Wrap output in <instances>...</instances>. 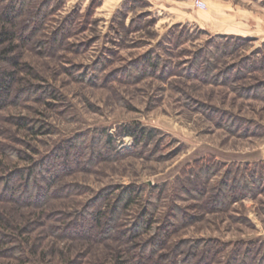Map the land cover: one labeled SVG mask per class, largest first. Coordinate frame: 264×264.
Listing matches in <instances>:
<instances>
[{
  "label": "rangeland",
  "instance_id": "374dc122",
  "mask_svg": "<svg viewBox=\"0 0 264 264\" xmlns=\"http://www.w3.org/2000/svg\"><path fill=\"white\" fill-rule=\"evenodd\" d=\"M62 1L46 33L55 30L73 10L82 18L92 9L89 24L69 40L81 52L61 51L50 58L29 46L24 51V61L42 77L30 81L51 87L58 98L47 99V104L28 101L24 108L10 107L2 114L26 116L44 124L38 135L8 128L17 140L14 147L22 148L24 140L38 149L34 159L48 155L61 142L80 137L86 144L97 142L105 134L111 136L113 150L109 153L99 148L92 164L87 157L78 161L69 158L75 169L65 176L63 186H81L84 192L55 200L47 210L56 209L57 214L30 226L39 254L28 256L24 264H113L115 249H120L124 257H137L134 254L138 251H124L129 246L126 240L113 237L97 242L55 236L59 231L54 234L58 226H64L61 215L74 216L102 190L110 191L112 203L128 186L141 195L134 198L118 221L120 226L111 231L112 236L128 228L142 211L154 212L152 230L141 235L140 243L147 244L160 237L157 227L168 222V215L177 213L178 208L191 217L192 223L165 244V248H184L177 259L184 257L190 243L203 239L207 245L201 244L195 251V262L207 247L210 264H258L264 259V98H260L264 93L259 90L264 83V68L249 72L244 67L249 57L264 66V42L219 40L211 26L203 30L201 22L161 23L152 1L147 0H142L147 8H137L129 18L134 26H143L151 19L155 23L121 37L113 31L120 4L110 0ZM98 1L101 4L93 8ZM193 7L199 12L193 16L203 19L206 6ZM142 13L146 16L140 20L137 16ZM209 40L226 43L236 51L225 57L213 77L207 79L204 64L194 70L191 61L198 51L213 46ZM146 56L167 60L169 74L156 71L151 75L149 69V74L139 77L141 58ZM106 58L112 59L106 71L96 72L95 63ZM251 93L258 96L250 97ZM134 129L144 133L138 143L127 135ZM119 149L127 154L110 159L109 154ZM8 165L26 164L14 161ZM222 182L229 185L236 199L227 207L217 191ZM244 183L243 190L239 186ZM201 188L204 196L200 202L186 194ZM0 264L20 263L1 259ZM160 264L174 263L166 260Z\"/></svg>",
  "mask_w": 264,
  "mask_h": 264
},
{
  "label": "trees",
  "instance_id": "16d2710c",
  "mask_svg": "<svg viewBox=\"0 0 264 264\" xmlns=\"http://www.w3.org/2000/svg\"><path fill=\"white\" fill-rule=\"evenodd\" d=\"M62 3V0H0V260L6 259L24 264L28 256H37L39 247L34 242L30 226L33 224L35 226L37 222H44L45 217L51 216V214L52 216L57 214L55 213L57 212L56 209L47 210L54 204L55 200L67 199L69 196L84 192V188L81 186L74 188L63 186L65 176L71 174L75 169L74 163H71L69 158L73 157L78 161L87 157L89 164H92L96 160L99 148L102 147L109 153L113 150L111 136L105 134L97 142L88 140L89 142L85 144L82 143L80 137L77 140L74 139L75 141L61 142L56 144L48 155H40L39 159H34V156L38 154V149L24 140L22 148L14 147L17 140L13 137L14 132L12 133L8 128L15 127L18 130L23 129L29 134L38 135L42 134L44 124L38 120L26 118V116H4L2 114L10 107L24 108L26 106L24 103L28 101L47 104L45 103L47 99L58 98L56 97L58 96L57 93L51 87H43L39 83L30 81V78L42 80V77L33 71V67L27 61H24V51L29 46L31 49L36 48V52L50 58L56 57L61 51L74 54L81 52L80 48L78 46L73 47L69 40L86 28L93 10H88L85 15H82V18H80L77 10H73L60 21L55 30L46 33V27L51 22V16L60 9ZM100 4L101 1L95 2L93 8ZM147 6L148 4L142 0H122L114 15V24L117 27L115 29V25L113 26L114 33L122 37L129 32L143 29V26H152L155 19L144 21L143 26H134L132 18H129L130 12H136L137 8H147ZM144 15L142 13L137 17L140 20L145 19L143 17L146 15ZM128 18L130 20L126 24ZM132 25L134 27L130 31ZM216 39L248 41V39L232 36H217ZM209 41L210 43L213 42V40ZM213 43V46H208L206 50L198 51L191 61L194 70L199 64H204L206 69L204 77L207 76V79L210 75L213 77V72L217 70L225 57L236 51L235 47L227 48L228 44L226 43L222 45ZM141 59H143V67L139 77L149 73L153 75L156 71L160 74H169V63L167 60H163L161 56H146ZM111 60L106 58L102 62H96L94 69L98 73L106 71ZM245 61L244 68L249 72L264 68L262 62L253 63L250 57ZM149 69V73H146ZM126 76L131 77V74H126ZM259 90L264 93V83H261ZM245 94L248 93L245 91ZM249 96L258 95L251 93ZM260 98H264V94ZM143 134L142 129L127 131V135L137 143L144 138ZM126 154L125 149H119L109 156L110 159H117ZM14 161L24 162L26 165L10 167L8 164ZM244 184L239 186L243 190L247 183ZM217 191L219 196L223 197L224 207L236 200L233 197V190L225 182L220 184ZM186 194L197 202H200L204 196L202 188L191 193L187 191ZM140 195L141 192H136L128 186L121 190L111 203L110 191L102 190L91 198L85 209L76 212L74 216L61 215L60 217L64 219V226L63 228L58 226L56 231L54 227V234L59 231L55 236L97 242H106L114 237L118 241L126 240L129 242L128 248H125L124 251L126 249L130 251V248L132 254L138 251L134 254L137 257L134 258L130 255L124 257L120 249H115L113 264H147L150 261L160 264L166 260H170L174 264L211 263L212 257L208 255L207 247L197 262L193 259L196 255L195 251H198L201 244L207 245L203 239L199 242L190 243L185 249L187 253L178 259L176 256L184 251L182 246L165 248V244L176 232L192 223L191 217L178 208H175L177 213L168 215V222H165L162 227H157V232L161 238L152 239L147 244L140 243L141 235L152 230L154 212L142 211L128 228L119 231L117 236H112L111 231L120 226L118 221L131 206L134 198ZM182 200L186 201V199ZM194 206L199 207L197 204ZM103 219H106L105 223H102ZM164 249L167 250L163 251ZM155 258L157 260L154 261ZM133 260L136 261L132 262ZM258 264H264V259Z\"/></svg>",
  "mask_w": 264,
  "mask_h": 264
},
{
  "label": "crops",
  "instance_id": "0c3cea01",
  "mask_svg": "<svg viewBox=\"0 0 264 264\" xmlns=\"http://www.w3.org/2000/svg\"><path fill=\"white\" fill-rule=\"evenodd\" d=\"M110 1L117 5L122 0ZM201 1L206 5V10H203L201 15L203 19L193 16L199 13L193 7L194 0H157L152 1L151 5L157 10L158 21L161 23L199 25L201 22L203 30L211 26L214 36H238L264 42V0Z\"/></svg>",
  "mask_w": 264,
  "mask_h": 264
},
{
  "label": "built area",
  "instance_id": "2783aa9c",
  "mask_svg": "<svg viewBox=\"0 0 264 264\" xmlns=\"http://www.w3.org/2000/svg\"><path fill=\"white\" fill-rule=\"evenodd\" d=\"M147 1H156V0H147ZM193 5L198 8H205V3L201 0H195Z\"/></svg>",
  "mask_w": 264,
  "mask_h": 264
}]
</instances>
